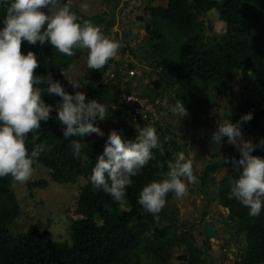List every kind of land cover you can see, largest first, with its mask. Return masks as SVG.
Returning a JSON list of instances; mask_svg holds the SVG:
<instances>
[{
  "label": "trees",
  "instance_id": "16d2710c",
  "mask_svg": "<svg viewBox=\"0 0 264 264\" xmlns=\"http://www.w3.org/2000/svg\"><path fill=\"white\" fill-rule=\"evenodd\" d=\"M6 2L0 0V17ZM151 6L149 11L154 26L148 39L153 53L159 56L158 66L168 69L174 83L195 81L204 84L213 101L209 120L214 119L225 105L227 85L237 81L238 76L242 101L238 115L229 114L226 118L235 122L242 114L252 112V119L247 122L260 127V139L264 138V0H167L164 7ZM70 7L80 20L77 8ZM212 11L217 13L218 21L224 26L216 40L211 39L206 25L199 20L200 14L206 16ZM158 20L174 29L178 39L176 49L167 48L168 41L155 26ZM28 50L37 53L40 63L34 74L50 71L67 92L73 93L63 74L75 58H80L81 48L75 50L79 56L68 57L47 43L31 45L22 41L21 52ZM107 68L108 64L98 69L92 78L99 84L91 96L119 108L112 116L118 120L122 110L129 112L121 101L122 94L132 90L129 81L123 82L119 69L114 70V78L104 81L101 76ZM40 87L44 94L46 86ZM141 94L147 97V94ZM43 99L48 104H56L60 98L45 94ZM139 120L144 121L133 116L128 119V139L137 135L135 125ZM98 122L99 119L94 121L96 125ZM62 127L53 110L48 121L41 122L39 129L26 135L25 144L29 151L36 145L44 146L34 160L49 169L54 183L68 184L80 176L87 180L79 190L75 209L78 218L71 221L70 242L53 241L46 233L35 229L14 234L12 228L19 206L11 190L13 179L11 176L0 177V264H168L170 250L180 242L179 237L158 225L164 217L162 210L159 219H155L143 209L138 197L143 186L153 179H160L161 173L167 171V161L174 158L177 143L170 140L163 148L152 150L153 158L132 177L133 183L127 187L124 202L120 203L104 191L95 190L89 180L96 156L102 152L104 144L89 142L90 135L69 138L81 140V151L87 153L89 159H80L73 155L69 140L63 138ZM251 154L264 157V147H257ZM219 167L218 164L208 166L206 172H215ZM46 185L45 181L28 183L30 189ZM220 189L219 202L228 208L229 220L235 223L237 233L243 235L246 243L242 259L235 264H264V208L258 216L252 217L246 206L230 197L227 181L220 182ZM173 194H167L166 202ZM198 254L191 248L182 264H204Z\"/></svg>",
  "mask_w": 264,
  "mask_h": 264
},
{
  "label": "rangeland",
  "instance_id": "374dc122",
  "mask_svg": "<svg viewBox=\"0 0 264 264\" xmlns=\"http://www.w3.org/2000/svg\"><path fill=\"white\" fill-rule=\"evenodd\" d=\"M86 3L88 7L82 8ZM70 5L77 8L81 14L80 20H90L101 27V31L111 39L120 41L121 48L115 57L110 58L107 70L102 74L104 81L108 79V72L119 69L122 73L123 82L129 81L131 90L147 94L156 115H151L148 121H138L135 128L154 125L160 128L156 130L160 144L173 140L177 143V151L183 150L187 158L193 161V172L198 177V183L188 184L186 194L177 199L173 194L162 208L163 219L158 225L165 226L171 235L179 237V243L170 250L168 264L185 263L181 256H187L190 249L199 252V258L204 264H235L242 259L245 252V239L237 233L236 225L228 218V208L219 202L220 182L227 181L231 189L233 179L239 175L234 170L231 162L225 164L224 158H236L238 150L225 142L219 149L211 142V134L216 130L218 122L227 119V115L236 109L242 101L240 84L234 80L227 85V100L222 109L209 120L208 116L212 106L210 93L203 83L188 81L174 83L168 74V69L158 66V55L151 49V29L154 26L153 17L150 13V5L166 6L167 0H70ZM151 6V7H152ZM149 7V9H148ZM215 12L208 15H199V20L207 27V32L212 40L218 39L224 31V26ZM158 27L168 41L167 48L176 49L178 41L174 29L162 21H157ZM80 58L72 61L64 77L67 78V86L73 93L82 91L88 99H96L91 96L95 92L98 82L92 78L98 69L88 68L86 49L81 48ZM76 55L79 56L77 53ZM133 70L135 77L127 75V71ZM157 81L158 87L154 86ZM72 84H78L73 87ZM176 99H181L188 109V115L180 120L169 111V105ZM105 104L109 115L104 120H99L98 125L105 133L97 136L95 133L88 138L89 142L104 144L110 130H117L125 138H129L131 117L127 110H122L120 118H112L116 113L109 101ZM239 120V118L237 119ZM236 120V121H237ZM235 121V122H236ZM264 127V122H263ZM244 139L256 143L260 140V127L249 122L241 123ZM220 165L215 172L208 171V166ZM45 181L43 188L32 186L28 183ZM87 184L84 176L68 184H57L52 181L50 171L41 163L33 162L31 177L24 182L14 181L11 190L14 193L19 212L15 220L12 232L14 234L27 233L32 229L44 232L53 241L70 242L71 221L78 218L75 213L79 190ZM211 223L217 233V240L205 239L204 229Z\"/></svg>",
  "mask_w": 264,
  "mask_h": 264
},
{
  "label": "clouds",
  "instance_id": "9594fccd",
  "mask_svg": "<svg viewBox=\"0 0 264 264\" xmlns=\"http://www.w3.org/2000/svg\"><path fill=\"white\" fill-rule=\"evenodd\" d=\"M81 7L86 9L88 5L84 3ZM0 25V177L11 176L19 182L31 177L34 159L44 146L36 145L29 151L26 135L39 129L41 122L48 121L53 110L63 125L62 136L69 140L73 155L89 159L88 154L81 151V140L69 138H83L93 133L104 136L94 121L104 120L109 115L105 104L96 99L86 102V94L82 91L67 92L50 71L34 74L40 67L37 53L32 50L22 53L21 42L47 43L68 57H73L76 49H87L88 68L100 69L117 55L120 41L106 36L101 27L90 20L81 22L77 13L71 10L70 0H7ZM40 85L46 86L44 94ZM45 94H55L60 99L56 104H48L43 99ZM169 111L179 120L188 115L181 99L170 104ZM252 116V112H247L236 122L220 120L211 134V142L219 149L226 137V142L238 150V159L224 158V163L231 162L239 173L232 181L230 197L246 206L248 214L255 217L264 208V157L251 153L257 147H264V138L253 143L244 139L241 128V123L250 121ZM159 144V135L153 126L139 128L133 139L125 138L115 129L110 130L89 177L93 188L123 203L127 187L133 183L132 177L153 158L152 150ZM190 183H198L193 161L187 158L185 151H177L174 158L167 161V171L161 173V178L143 186L139 203L146 212L159 219L167 194L173 192L179 200Z\"/></svg>",
  "mask_w": 264,
  "mask_h": 264
},
{
  "label": "built area",
  "instance_id": "2783aa9c",
  "mask_svg": "<svg viewBox=\"0 0 264 264\" xmlns=\"http://www.w3.org/2000/svg\"><path fill=\"white\" fill-rule=\"evenodd\" d=\"M128 75L134 76L135 72L133 70L128 71ZM115 75L113 73L109 74V78H114ZM121 101L129 110L131 116L138 119H149L151 115H156L154 107L151 102L141 96V94L137 91H132L131 93H123L121 97Z\"/></svg>",
  "mask_w": 264,
  "mask_h": 264
},
{
  "label": "water",
  "instance_id": "95a60500",
  "mask_svg": "<svg viewBox=\"0 0 264 264\" xmlns=\"http://www.w3.org/2000/svg\"><path fill=\"white\" fill-rule=\"evenodd\" d=\"M237 81L239 82V77L237 76L236 77ZM154 86L155 87H158V83L157 81H154ZM239 107V105H237V108ZM236 114V109H233V111L231 112V115L232 116H235ZM148 121V120H147ZM147 125V123H145V126ZM149 126H153L156 130H157V127L154 126V125H149ZM204 233H205V239L206 240H209V239H214V240H217V233L214 229V227L212 226V224L209 222L207 225H206V228L204 229ZM181 259L185 260L186 259V256H181Z\"/></svg>",
  "mask_w": 264,
  "mask_h": 264
},
{
  "label": "bare ground",
  "instance_id": "6f19581e",
  "mask_svg": "<svg viewBox=\"0 0 264 264\" xmlns=\"http://www.w3.org/2000/svg\"><path fill=\"white\" fill-rule=\"evenodd\" d=\"M123 79V78H122ZM139 92V91H138Z\"/></svg>",
  "mask_w": 264,
  "mask_h": 264
}]
</instances>
